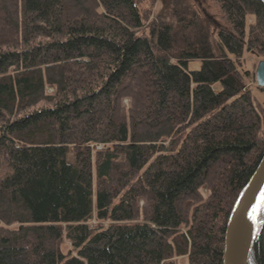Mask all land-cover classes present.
<instances>
[{
    "label": "trees",
    "instance_id": "1",
    "mask_svg": "<svg viewBox=\"0 0 264 264\" xmlns=\"http://www.w3.org/2000/svg\"><path fill=\"white\" fill-rule=\"evenodd\" d=\"M215 1L211 30L155 0H0V264H224L264 155V1Z\"/></svg>",
    "mask_w": 264,
    "mask_h": 264
},
{
    "label": "water",
    "instance_id": "2",
    "mask_svg": "<svg viewBox=\"0 0 264 264\" xmlns=\"http://www.w3.org/2000/svg\"><path fill=\"white\" fill-rule=\"evenodd\" d=\"M255 75L257 84L264 86V56L258 59ZM263 198L264 155L242 190L230 216L225 233L224 264H249Z\"/></svg>",
    "mask_w": 264,
    "mask_h": 264
},
{
    "label": "rangeland",
    "instance_id": "3",
    "mask_svg": "<svg viewBox=\"0 0 264 264\" xmlns=\"http://www.w3.org/2000/svg\"><path fill=\"white\" fill-rule=\"evenodd\" d=\"M151 1L152 0H140V3L143 7H147L150 6ZM174 7H179L183 10L186 8L189 11L198 13L197 17L199 21L202 22L203 26L206 25L211 30L213 27V19H217L218 21L223 20L220 6L215 0H155L152 17H158L159 14L162 13H166L169 17L174 16L171 12ZM255 62L257 64L258 60H255ZM200 64L201 59L199 58H192L189 61V66L191 68H198ZM49 89L52 90L51 87H49ZM261 98H263V95H261ZM96 147L101 148L102 145L96 144ZM91 223H94V220H92ZM64 249H71L70 241L67 238L64 239ZM179 261L181 264H184L187 261V257L181 256Z\"/></svg>",
    "mask_w": 264,
    "mask_h": 264
},
{
    "label": "bare ground",
    "instance_id": "4",
    "mask_svg": "<svg viewBox=\"0 0 264 264\" xmlns=\"http://www.w3.org/2000/svg\"><path fill=\"white\" fill-rule=\"evenodd\" d=\"M174 22V21H173ZM260 221V220H259Z\"/></svg>",
    "mask_w": 264,
    "mask_h": 264
}]
</instances>
